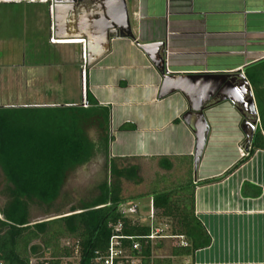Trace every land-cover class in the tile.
I'll return each instance as SVG.
<instances>
[{"label":"crops","instance_id":"0c3cea01","mask_svg":"<svg viewBox=\"0 0 264 264\" xmlns=\"http://www.w3.org/2000/svg\"><path fill=\"white\" fill-rule=\"evenodd\" d=\"M0 4L28 5L21 11L16 6L0 10V44L21 43L20 64L0 66V95L6 96L0 108L64 110L65 118L74 116L78 129L92 143L90 162L82 165L102 158L156 164L148 177L155 191L170 189L177 183L175 178L183 176L189 179L181 183L193 185L217 179L193 189V213L209 243L195 251L198 261L193 253L182 263L264 264V151H254L221 177L249 149L244 150L240 104L231 102L229 91L216 93L204 104L207 134L196 164L203 169L192 178L196 122L188 100L177 91L158 97L161 64L170 76H190L206 84L222 78L236 91L242 83L234 77L241 74L258 118L245 73L264 60V0H124L128 25L109 39L106 54L85 70L87 92L94 102L87 108L80 106L78 74L83 66L77 26L92 30L87 19L99 13L98 3L82 0L74 10H60L57 15L63 23L57 38L49 0H0ZM148 44L160 47L156 53L139 48ZM63 80L64 94L72 100L53 103L55 85L63 86ZM36 93L44 97L42 102L26 101ZM88 130L95 139L87 136ZM164 176H169L166 183ZM133 202L139 215L148 213L149 195Z\"/></svg>","mask_w":264,"mask_h":264},{"label":"trees","instance_id":"16d2710c","mask_svg":"<svg viewBox=\"0 0 264 264\" xmlns=\"http://www.w3.org/2000/svg\"><path fill=\"white\" fill-rule=\"evenodd\" d=\"M253 89L259 128L254 130L249 149L221 177H225L248 160L256 150L264 151V60L246 72ZM85 101L93 105L85 81ZM37 113V124L5 123L0 117V261L4 264H83L106 249L113 228L121 224V234L148 235L146 225H139L131 217L122 216L120 207L149 195L153 218L167 226L168 237H180L185 244L165 245L163 240L139 241L138 250L127 249L128 262L136 264H181L184 258L203 249L209 239L193 213V189L216 180L191 184L178 183L163 191H149L124 198L120 180L139 184L137 167H117L109 162L111 183H101L97 194L88 202L70 208L53 219L30 222L29 206L48 207L58 199L60 187L69 174L92 157V143L78 129L75 117L67 120L62 109L0 108L5 112ZM46 113L44 123L40 122ZM56 112V115L48 113ZM22 113V114H23ZM21 119L22 115L18 114ZM74 117V118H73ZM36 118V116H35ZM17 119V120H18ZM167 169L168 166H165ZM175 240V239H173ZM62 242L64 244H62ZM160 253V254H159ZM183 264V263H182Z\"/></svg>","mask_w":264,"mask_h":264},{"label":"water","instance_id":"95a60500","mask_svg":"<svg viewBox=\"0 0 264 264\" xmlns=\"http://www.w3.org/2000/svg\"><path fill=\"white\" fill-rule=\"evenodd\" d=\"M74 0H68L67 3H59L57 0H52L51 7L53 13V29L54 37L57 38L61 35L62 21L58 18V12L62 9L74 10ZM98 3L96 6L99 8V13L87 19L91 26V31H86L85 26L80 24L77 29L80 32V39L78 45L84 51L85 60L84 67L89 68L96 63L108 50V42L111 37H117L120 33L122 26L128 25L127 13L125 9L124 0H94ZM50 9V8H49ZM90 17V15H87ZM86 20L84 23L86 24ZM85 28V29H84ZM81 30H84L82 32ZM61 37V36H60ZM160 44H148L139 46L145 52L156 53ZM162 73V83L159 89L158 97H164L171 92H181L185 95L189 103V109L195 117L194 125V151H193V169H195L199 157L202 153L207 128L202 118L204 104L209 98L219 94H224L227 91L230 94L231 102L240 104L241 110V125L240 129L245 135L244 150H247L250 144L251 137L255 128V108L251 99V93L248 89L247 82L241 74L234 77L242 83L239 90L236 91L228 82H221L223 79L220 76H215L212 84H206L204 81H199L190 76H170L164 72L162 64L160 65ZM184 78V79H183ZM187 78V79H186ZM216 81V82H215ZM230 82V81H229ZM236 91V92H235ZM239 92V93H237ZM209 103V102H208ZM246 129H248V134Z\"/></svg>","mask_w":264,"mask_h":264},{"label":"rangeland","instance_id":"374dc122","mask_svg":"<svg viewBox=\"0 0 264 264\" xmlns=\"http://www.w3.org/2000/svg\"><path fill=\"white\" fill-rule=\"evenodd\" d=\"M16 6V10H22L24 7L28 6V5H12V6H4L0 4V10L1 11H7L13 7ZM14 42V41H12ZM15 45L14 46H9L7 44H4V46H2L0 44V66H6V68H8L7 66H11V65H18L20 63H18L19 60V54H20V45L21 43L19 42H14ZM17 45V46H16ZM9 52L12 53V55L9 54ZM6 55L10 56L11 59L8 60V58H6ZM40 56H37V58H39ZM28 58V57H27ZM26 58V59H27ZM80 65L83 66V60L80 59ZM66 83L65 80L62 81V85H55V89L54 92L56 94H54L50 100L53 101V103H64V101L66 102V100L71 101L72 97L70 99L66 98V94H64V91H66V88L64 87V84ZM6 96L0 95V105L3 104L4 99ZM47 97V96H46ZM44 97L39 95L38 93H36L35 95H31L26 101H33L34 103L37 102V99L40 100L38 102H42V99ZM36 99V100H35ZM48 101V100H47ZM6 103V102H4ZM49 103V102H47ZM33 108V107H32ZM47 109V108H44ZM11 110H9V112H5L4 114H0V117L3 116V120L5 123H10V124H16L17 121L20 123V121H22V123H26L29 122L31 123V125H35V123L37 124L38 121L37 119V113H34V111H29L26 113L23 112H10ZM23 113V114H22ZM18 114H21L22 117L21 119ZM39 114H43L44 118L40 119V122L44 123L47 119H45L46 113L44 112H40ZM51 115H56V112L53 113H48ZM36 116V118H35ZM18 119V120H17ZM87 136L90 137V139H95V136L93 135L91 130L87 131ZM102 145V143H101ZM102 147V146H101ZM106 147L108 149L109 147V142L107 139V144ZM92 154V153H91ZM87 162H90V160H88ZM109 162L110 160H107L106 158H102L101 160H94V164H88V165H82L79 169H74L71 172H69V174L66 175L65 180L63 181L61 187H60V193L58 196V199H56V201L54 203H52L51 205H49L48 207H44L42 205L38 206H34V205H30L29 206V218H31V221H41V220H45L47 218L49 219H53L55 218L54 215L57 214H65L67 213L70 208L73 207H77L79 204L81 203H86L88 201H90L96 194H97V187L101 184V183H111L112 180V176L109 175ZM115 165L117 167H137V175L139 176V180L140 183L139 184H135V182L129 179H121L120 180V187H121V193L122 196L124 198H128V197H132L135 196L137 194H145L148 193L149 191H153V185L150 186V183L148 182V177L150 178V174L151 172H153L156 169V164H152L150 166H146V164H140V162L138 161H128L127 163L124 161H115L114 162ZM201 164V163H200ZM90 166V167H88ZM203 167H199L196 166L195 169L192 168L193 170V177H199L201 174ZM173 174V173H172ZM172 179V176H171ZM177 180V183H181L184 182L185 179H189V176H183L181 179L180 178H175ZM163 182H167L169 181V176H164V178L162 179ZM181 181V182H180ZM148 182V183H147ZM163 187H165L164 185H162ZM2 191V186H0V192ZM4 202L3 197L0 196V205ZM141 212H143V210L141 209ZM140 216V217H139ZM131 218H135L133 219L134 221L137 222V224L139 225H146L147 222L145 220V218H147V213H145V215L143 216V214L139 212L135 215L132 216ZM153 226H156L158 229L161 230V234L164 235L167 232V226L161 222L158 219H154L153 221ZM165 236V235H164ZM154 241V240H153ZM165 245H173L174 243H177L176 240L173 239H166L163 240ZM62 244H64L62 242ZM160 254V253H159ZM196 252H194V259L196 261H198V257H196ZM203 255L205 256V254H201L199 256L203 257ZM182 264V263H181ZM189 264V263H187Z\"/></svg>","mask_w":264,"mask_h":264},{"label":"built area","instance_id":"2783aa9c","mask_svg":"<svg viewBox=\"0 0 264 264\" xmlns=\"http://www.w3.org/2000/svg\"><path fill=\"white\" fill-rule=\"evenodd\" d=\"M52 0H49L50 3ZM51 6V5H50ZM48 10L49 16H52V9ZM165 56H166V51H164ZM81 57L83 59V67L80 70L79 78H80V106L83 108H87L88 104L85 101V67H84V60H85V55L84 51H81ZM255 128H259V120L257 116L255 117ZM148 213H147V218H145L147 222V227L149 229L148 235H140V236H128V235H123L121 234V224H117L113 228V234L109 237L107 244H106V249L102 255H96L93 257L89 262L83 263V264H136L135 260H130L129 263L125 262L128 260V256H126L127 249L131 250H138L139 248V241H153V240H158V239H177L179 240V246H184L185 244L181 241L180 237H168L164 236L161 234V230L158 229L156 226H153V212H152V206L151 202L148 205ZM138 213V205L137 203H126L121 205L120 207V214L122 216H128L132 217L135 216ZM130 219H135V218H130ZM125 260V261H123ZM0 264H4L0 261ZM32 264V263H30ZM68 264H77L74 262H69Z\"/></svg>","mask_w":264,"mask_h":264},{"label":"flooded vegetation","instance_id":"af4514ba","mask_svg":"<svg viewBox=\"0 0 264 264\" xmlns=\"http://www.w3.org/2000/svg\"><path fill=\"white\" fill-rule=\"evenodd\" d=\"M73 3H74L73 4L74 8H78L79 7V4L82 3V0H74ZM79 74H80V72H79ZM79 74H78V77H79ZM237 84H239V82H237ZM79 85H80V78H79ZM239 86H241V85H239ZM79 90L81 92V88L80 87H79ZM246 131H248V129H246Z\"/></svg>","mask_w":264,"mask_h":264}]
</instances>
